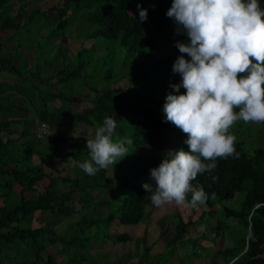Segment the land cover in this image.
Wrapping results in <instances>:
<instances>
[{"label": "trees", "instance_id": "16d2710c", "mask_svg": "<svg viewBox=\"0 0 264 264\" xmlns=\"http://www.w3.org/2000/svg\"><path fill=\"white\" fill-rule=\"evenodd\" d=\"M16 1L18 0H0V29L12 32L32 28L31 31L38 30L39 35H44L41 34L44 29L50 43L43 46L45 49L43 52L40 44L28 42L37 47V54H34L32 59L33 66L28 69L26 62H23L25 66L18 64L17 61L20 57L16 48L7 46V43L12 40V36L6 40L0 38V69L8 64L11 66L10 70L18 77L15 84L1 85L0 87V93L4 95L0 102V111L3 113V117L0 118V131L9 132L12 123L19 124L23 129L20 139L26 138L37 120L47 123L53 134L47 140L43 152L34 147H18L17 144H14V140H4L0 137V201L2 203L0 206V264H81L75 258L63 263L56 261L50 254L42 257V252L47 247L44 236L48 230L43 227L31 229L25 223L29 224L33 214L37 211L71 219L78 213L71 206L74 194L80 192L88 195L87 199L81 201L85 210L92 200V196L87 192L109 186L107 171L102 169L96 175L90 176L85 173L75 178L52 177V175L46 174L40 165L34 164L31 159L36 155L48 160H60L69 156L78 163V158L86 156L87 151L57 153L59 147L57 143L68 142L69 139L64 134L75 130L77 124L86 125L96 130L97 125L102 124L106 116L116 120L114 139L118 136L122 141H126L127 145H132L134 148L146 146L150 150L158 152L160 145L168 142V133H176L183 139L177 149L182 148L188 151V145L184 143L187 136L170 122H165V115L162 111L166 95L173 91L170 84L180 81L179 75L172 72L174 63L172 58L177 54L173 53L166 57L157 56L158 43L152 35L147 33L146 22L140 21V8L133 15L129 12L136 0H63L60 7H51L46 11L35 7L30 13L21 9L15 16H11ZM137 2L142 9L147 10V16L155 20L161 18L160 11L163 8L164 0H137ZM260 3L264 8V0H260ZM51 12H56L58 15V20L54 25L45 19L46 23L43 26H33L35 15L45 17ZM75 16H78V21L74 23L83 19L88 25L84 30L86 31L84 39L110 42L113 54L118 49L124 51L121 63L109 70L106 75L107 80L117 75L116 72L111 73L121 65L126 68V75L124 74L123 79L129 74L131 66L139 65L142 71L137 77L132 78V83L124 90L111 87L102 90L89 88L95 95L92 106L72 112L70 106L72 107L76 100H79L82 94L80 93L81 86H84L82 83L84 80L81 81L82 85L79 80L83 79V73L89 61L91 65L94 62L91 57L90 60L84 58L83 54L87 48L82 46L77 51L70 63L66 65L65 71L61 66L53 78L49 77V73L55 60V57L51 55L53 48L57 51L61 50L65 56L67 53L64 48L54 45V41L58 39V31H61V34L65 33V30L70 26L71 19ZM166 21L160 24L161 27ZM26 31L28 33V30ZM96 44L98 43H94V45ZM98 45L100 47V44ZM17 47L21 48L22 43L19 42ZM133 54L140 57L139 62L129 63ZM45 55H50V58ZM45 57L47 59L43 64L47 68H39L40 58ZM66 58L68 57H65V61H67ZM186 59H190V57ZM71 64L74 65L73 70ZM143 67L149 69L144 70ZM45 69L48 74L43 81L40 72ZM38 83L44 84L47 89L41 92L37 86ZM56 84L60 86L58 89L55 87ZM147 86L152 89L150 95L142 92ZM78 88L79 92H77ZM180 91L184 92L185 90L181 88ZM156 93L158 95H155ZM57 105L60 106L57 107ZM122 105L127 106L130 112H127ZM167 150L174 149L169 147ZM236 152L238 156L235 158L230 156L227 159H218L216 161L217 168L212 173L198 175L192 181V185L194 188L203 186L204 191L208 193L209 199L204 204L208 209L213 207L215 199L229 201L234 199L237 193L244 192L238 208L223 207L221 210L223 218L235 219L238 225L235 227L225 224L223 220H218L216 232L222 238L231 239V243L226 249L219 251L216 256L220 257L224 264H230L232 261L231 264H264V147L255 149L252 157L247 154L243 146L237 145ZM159 164L160 162H153L151 166L158 167ZM123 165L131 176L124 177L118 187L121 194L112 200L114 211L102 218L77 221L76 227L79 229L77 237L73 235L54 236L56 242L66 247L67 252L74 249L77 244L73 255L79 251L88 253V246L91 245L90 238L101 237L102 232L95 230L94 235L89 237L86 231L99 224H107L101 237L104 240L126 243L132 239L127 234L116 235L107 230L114 222L121 225H137L146 217L145 196L148 193L142 185L148 183L146 179H143V177H148V169L142 164L141 157L135 154L128 155L124 159ZM75 167L78 166L75 164ZM141 174L143 176L138 178L137 176ZM213 176L218 177V180L214 181ZM44 180H48L49 183L44 185L41 192L36 191V188ZM61 181L68 191L60 189ZM14 192L18 194L16 198L12 197ZM34 193L37 195L32 197ZM105 202H96V204L110 203ZM205 214L210 217L216 216L215 212L201 213L199 219H202ZM194 223L192 221L183 223L182 218L178 216L176 234L171 240V244L173 246L177 243L179 245L195 244L196 240L183 238L188 227ZM222 226L227 227V233L219 231L223 228ZM237 232L239 234L236 237ZM145 243L144 238L138 239V244ZM176 247L177 245L168 252L174 254ZM150 250V247L144 246L142 255H139V258L134 257L138 262L135 263L134 260L133 264H164L167 261L160 258L162 254L149 259L148 252ZM10 252L14 257L8 259ZM3 253L6 254L7 260L2 258L1 254ZM19 256H23V259L20 258L17 261L16 257ZM84 257L81 256L80 259L82 260ZM123 262L124 260L121 258L113 264Z\"/></svg>", "mask_w": 264, "mask_h": 264}, {"label": "rangeland", "instance_id": "374dc122", "mask_svg": "<svg viewBox=\"0 0 264 264\" xmlns=\"http://www.w3.org/2000/svg\"><path fill=\"white\" fill-rule=\"evenodd\" d=\"M62 3L63 0H18L15 3V7H13L12 9V12H14V15H16L17 11H21L22 9L25 12L30 13L35 7L40 8L41 11H46L51 7H60ZM171 3L172 0H164L163 8L160 11L161 18L155 20L150 16H147L145 22L147 24V33L152 35L158 43L157 56L166 57L170 54L175 53L177 54V56L172 58V61L174 62L176 58L181 55L179 53V50L175 47V43L177 41L187 42L188 38L186 34L183 33L177 35L175 33L176 25L174 21L166 16V11L170 8ZM137 5L139 4L136 0L134 6L129 9L130 14L132 13L133 15L136 10L141 8L140 5L139 8ZM33 18L35 19V21L32 22L33 26L41 27L46 23L45 19L51 25H54L56 23L55 21L58 20V15L56 14V12H51L45 17L35 15ZM77 18L78 16H75V18L71 19L69 24L70 26L65 30V33L61 34V31H58L57 47L64 48L67 51L66 56L68 58H66L67 61H65V54L61 50L57 51L55 48H53L51 55L55 57V60L52 65L53 67H57V69L53 68L49 73V77L53 78L56 75L55 73L57 72V70L61 69V66H63L65 71L66 65L70 63V60L73 59L77 51H79L82 46L87 48V51L83 54V56L88 60H90L91 57L92 61L94 62L91 65L89 61V64L87 65V68L83 73V79L79 80L80 85H82L81 81L84 80V82H82L84 86H81L80 93L82 94L79 100H76V103L72 107L70 106L72 112L92 106L95 95L94 92L89 88L102 90L104 88L111 87L119 90H124L130 83H132V78L137 77L142 71L139 65L131 66L129 74L125 79H123L126 75V68L123 67L124 65H121L119 68H116L113 73H111L114 74L116 72L117 75L112 76L107 80L106 75L108 74L109 70L121 63V57L124 54V51L122 49H118L116 50V53L113 54L110 42H100L96 39H84L86 37V31L84 30L88 27V25L83 19L79 22L74 23L75 21H78ZM165 20H167L166 23L161 27L160 24ZM31 29L32 28H26V30H28L27 40L32 43L40 44L41 50L43 49L44 52L45 49L43 48V46H45L47 43H50V40H47L49 39L47 38V33L44 35H39L38 30L36 31L33 29L31 31ZM94 43L100 44V47L98 44L94 45ZM30 47L32 46H28L26 48ZM36 48L37 47H34L33 49L36 50ZM19 53H21V51H19ZM45 56L50 58V55ZM185 58L188 57L185 56ZM96 59L98 60L95 61ZM19 60H21V58ZM136 61L139 62L140 57H138L137 54H133L129 59V63H135ZM151 62L152 60L150 61V63ZM71 66L73 70L74 65L71 64ZM42 68L47 67L43 64ZM143 69L148 70L149 68L143 67ZM25 74L26 73L24 72V75ZM47 74L48 72L46 69L43 72H40V75H42L41 80L45 81V77ZM58 86H56L57 89L60 87ZM40 88L43 89V85H40ZM151 90L152 89L147 86L142 90V92L146 95H150ZM77 92H79V88ZM155 95H158V93H156ZM118 104L121 103L118 102ZM59 106L60 105H57V107ZM122 106L127 112H130V109L127 106ZM1 115L3 117L2 112ZM33 128H31V133L28 135V137L21 138L19 140L18 138L20 137V134L18 133L20 131H18L14 136H12V139L17 138V140H19L15 142V144H17L16 146L18 147H34L36 150L43 152L46 148L48 137H45L46 139H38ZM19 129L21 131L23 130L22 127H20ZM232 132L237 138L235 147L237 145L243 146L244 150L251 157L254 155L255 149L264 147V124H245L244 122L240 121L236 122L235 126L232 128ZM94 133L95 128L77 124L75 130L64 134L65 137L69 139L68 142L57 143L59 144L57 153L62 151L69 153H79L87 151L88 154L86 156H81L80 158H78V163L76 160H73L69 156H66L65 158L60 160H48L45 159V157L43 158L42 156L40 157L36 155L33 156L31 160L34 164L40 165L44 169L45 173L52 175V177L59 176L75 178L76 176H82L83 174H85V172L79 167V164L89 159V151L86 147V140L84 139H92L94 137ZM167 138L168 142L161 144L160 150L158 152H154L146 146H138L134 148L132 145L126 144L129 150L128 155L135 154L140 156L142 164L146 169H148V177H143V179H146L148 183H151L150 169L155 168L152 167L151 164L153 162H161L164 157V153L167 151V148L171 147V149L178 150L177 146L180 145L183 140L181 137H178L176 133H168ZM239 142H242L243 144H237ZM128 155L123 158V161L128 157ZM123 161L121 159L113 167L109 166L106 169L108 178L107 184H109L111 189L109 186H107V188L90 190L89 192H87V194H90L92 196V200L87 205L85 210L82 207L81 201L85 198L87 199L88 195L80 192H76L74 194L71 206H73V208L76 209L78 213L71 219L55 216L48 212L37 211L33 214L30 223H25V225L27 227H30L31 229L43 227L48 230V233L44 236V241L46 242L47 247L42 252V257L50 254L56 261L63 263L69 261V259L75 258L77 262L80 261L81 264H113V262H117L122 258L124 262L121 264H133V261L136 259L134 257L136 256L139 258L143 253L142 248L144 246H147L151 248V250L148 252L149 259L155 257L156 255L162 254L160 258L167 260L164 264H224L220 257L216 256V252H218L219 249H222L221 251L226 249L229 246L228 243H230V241L222 239V237L219 236V233L216 232L215 224L216 221L224 219L222 217V213L220 212L222 207H239L244 192L237 193L234 199L229 201H221L220 199H215L213 209L216 211V216L210 217L208 216V214H205L203 219H199L200 216L197 214L191 215V213H197L199 211V207L197 206L193 208L190 206V204L188 206H177L173 202L157 208L151 203L149 199L151 194L148 193L145 196L147 200L146 202L148 204L146 207L147 215L140 223H138L137 225H121L117 222H114L108 227L107 231H109V233L116 235L127 234L132 238L130 241H127L126 243H114L110 240L102 239L101 237L104 234L103 229L106 228L107 224H99L95 225L91 230L86 231L87 236L89 237L91 235H94L93 233L95 230L102 232L100 234L101 237L95 236L90 238L89 241L91 245L88 246V253L79 251L75 255H73L77 244L75 245V248L68 251V253L64 245L56 242L55 237H64L68 235L77 237L79 230L78 227H76L77 221L81 219H90L96 217V219L102 218L103 216L105 217L107 214L114 211L115 207L112 203V200L119 194H121V192L118 191V187L124 177L131 176L130 173L125 169V166H122ZM75 164L78 167H75ZM142 176L143 175L141 174L137 177L141 178ZM48 183V180H44L36 188V191L41 192L44 188V185H47ZM61 183L62 184H60L59 186L60 189L62 191H68L66 189L67 187L64 186V183L62 181ZM36 195L37 194L34 193L32 197H35ZM17 196V192L12 193L13 198H16ZM190 200L191 193H189V201ZM104 201H106L105 203H110L106 205L96 204V202L102 203ZM1 204L2 203L0 201V206ZM178 216L182 218L183 223H186L188 221L195 222L193 225L188 227L187 232L183 236V238L196 240V243H189L186 245H179L177 243L174 254H171L168 251H172L173 247L176 246H173L171 244V240L176 234V222ZM235 221V219L231 220V218H229L225 222L231 225L230 223ZM70 224L72 225L70 226ZM226 229L227 227H223L219 231L227 233ZM238 234L239 233L237 232L236 237ZM139 238H144L146 243L143 245L138 244ZM9 254L10 256L8 257V259L13 256L11 252ZM81 256H85L84 259L81 260ZM2 258H4L3 255ZM20 258L23 259V256L17 257L16 260L18 261ZM131 258L132 260L130 261ZM136 262L138 261L135 260V263Z\"/></svg>", "mask_w": 264, "mask_h": 264}, {"label": "clouds", "instance_id": "9594fccd", "mask_svg": "<svg viewBox=\"0 0 264 264\" xmlns=\"http://www.w3.org/2000/svg\"><path fill=\"white\" fill-rule=\"evenodd\" d=\"M139 16L145 21L147 10L140 8ZM166 16L174 21L175 33L186 34L188 41L175 43L181 55L172 72L180 81L170 84L173 91L162 111L165 122L187 136L189 150H167L158 167L150 169L151 183L142 187L157 208L174 202L198 206L191 215L216 214L204 205L209 195L203 186L194 188L192 181L212 173L218 159L238 156L232 132L236 122L264 124V8L260 0H172ZM116 127V120L106 116L86 141L89 159L79 164L86 174L96 175L129 154L127 142L114 139Z\"/></svg>", "mask_w": 264, "mask_h": 264}, {"label": "crops", "instance_id": "0c3cea01", "mask_svg": "<svg viewBox=\"0 0 264 264\" xmlns=\"http://www.w3.org/2000/svg\"><path fill=\"white\" fill-rule=\"evenodd\" d=\"M0 16H1V14H0ZM11 16H15L14 12H11ZM55 22H57V20ZM46 33L47 32L44 29L41 31V34H46ZM27 35H28V33H27L26 29L20 30V31H12V32H10L7 29H0V38L1 39L6 40V38L12 36V40L7 43V46L9 48L10 47L16 48L17 53H19V51H21V53H19V57L21 58V60L17 61L18 64L20 66H25V65H23V62H26L27 63L26 66H28V69H31L33 66V61H32L33 56H34V54L36 55L37 52L35 49H33L34 46L28 43L30 41L27 40ZM25 38H26V40H25ZM56 41H55L54 45L57 47L58 46V39H56ZM19 42L22 43L21 48L17 47V44H19ZM25 46L26 47L32 46V47L26 48ZM45 59H47V58L46 57L43 59L40 58V62L38 63L39 68H42V65H43V62ZM13 60H14V58L12 59V61ZM10 68H11V66L7 64V65H5V67L3 69H0V87H1V85H12L18 81V77L10 70ZM53 68L57 69V67L51 66V69H53ZM40 85H43V89L40 88ZM37 86L39 87L41 92H43L47 89V87L44 84H37ZM56 86H58V85L56 84L55 87ZM3 96L4 95L0 93V102H2ZM1 117H2V115H1V111H0V118ZM20 127H22V126L19 124L12 123L9 127V130H8L9 132L0 131V137L4 140L12 139V136H14L16 134V132L20 131L18 134H21L22 131L19 129ZM18 139L20 140V137ZM12 140H14V144H15V142L19 141V140H17V138L12 139ZM1 255L4 256L5 260H7L6 254L3 253ZM12 257H14V256H12Z\"/></svg>", "mask_w": 264, "mask_h": 264}, {"label": "built area", "instance_id": "2783aa9c", "mask_svg": "<svg viewBox=\"0 0 264 264\" xmlns=\"http://www.w3.org/2000/svg\"><path fill=\"white\" fill-rule=\"evenodd\" d=\"M34 132L38 139H44L45 137H48L47 139L52 137V130L45 122H35L34 125ZM46 139V138H45Z\"/></svg>", "mask_w": 264, "mask_h": 264}]
</instances>
